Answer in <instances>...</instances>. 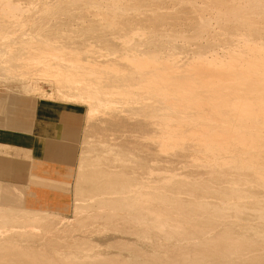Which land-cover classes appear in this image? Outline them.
Returning a JSON list of instances; mask_svg holds the SVG:
<instances>
[{
	"label": "bare ground",
	"instance_id": "1",
	"mask_svg": "<svg viewBox=\"0 0 264 264\" xmlns=\"http://www.w3.org/2000/svg\"><path fill=\"white\" fill-rule=\"evenodd\" d=\"M0 84L87 122L74 222L10 194L0 264H264V0H0Z\"/></svg>",
	"mask_w": 264,
	"mask_h": 264
},
{
	"label": "crops",
	"instance_id": "2",
	"mask_svg": "<svg viewBox=\"0 0 264 264\" xmlns=\"http://www.w3.org/2000/svg\"><path fill=\"white\" fill-rule=\"evenodd\" d=\"M21 94L0 89V209L12 193L21 194L24 204L29 197L45 204L41 209L60 210L69 198L72 202L71 192L28 184L27 178L71 181L68 177L76 171L79 151L70 141L84 126V106ZM6 184L25 188L10 192Z\"/></svg>",
	"mask_w": 264,
	"mask_h": 264
},
{
	"label": "rangeland",
	"instance_id": "3",
	"mask_svg": "<svg viewBox=\"0 0 264 264\" xmlns=\"http://www.w3.org/2000/svg\"><path fill=\"white\" fill-rule=\"evenodd\" d=\"M38 85L39 86H41L42 87V89L43 90H45L46 92H49V91H51V88H52V85H51V83L48 81H45V80H39V82H38ZM0 89H4L5 91L6 90H8V91H13V90H9L8 88H6V87H4V86H2L1 84H0ZM13 92H15V91H13ZM11 93V92H10ZM19 93V92H18ZM22 94L21 95H26L27 94V96L28 95H31V96H34V97H40V96H38V95H34V94H29V93H23V92H21ZM15 94V93H14ZM41 98V97H40ZM53 100V99H52ZM84 108V110H85V112H86V108H85V106L83 107ZM86 116V115H85ZM85 124H87V122L85 123L84 122V129H83V127H82V129L81 130H79L76 134H74V141H70V144H71V146H77L78 147V151H79V154L81 153V151H83L82 150V148H83V146H84V141H85V136H86V134H87V129H85L86 127V125ZM84 133H85V135H84ZM82 135H84V137L82 136ZM83 138V139H82ZM81 142H83V143H81ZM71 146L69 147V148H71ZM82 147V148H81ZM72 151V150H71ZM82 155V154H81ZM80 158V156L78 155V158H77V163H78V159ZM76 163V164H77ZM12 166H13V164H11ZM9 168H10V170H12L10 173H13V168H14V166L13 167H10V165H9ZM28 169H29V166L27 165L26 166V171H25V173H28ZM78 167H77V165H76V171L78 172ZM76 171H75V173H74V175L72 176V178H70V175H69V177H68V180H71L70 182H57V181H54V180H49V179H43V178H40V177H36V179L34 178V177H31V176H29V178H27V183L28 184H40L41 186H44V187H49V186H52V188L53 189H56V190H59V191H63V192H71V195H72V202H70V198H69V200H68V202H67V204H65L64 206H62V207H60V210H54V211H59V215H61L60 217L62 218V220H64V223H69L70 222V219L72 220L71 222H74V216H76V215H78V213H77V211L78 210H80L79 208H75L76 206H74L78 201H76L75 199L77 198V196L75 195V180H76V178L77 177H75V175L77 176V173H76ZM30 174V173H29ZM2 184H4V183H2ZM7 186H8V188H10V192H11V189H13L14 188V191L15 192H17V191H19V190H21L22 189V191H24V188L25 187H16V186H11V185H9V184H6ZM74 185V186H73ZM15 187L16 188H18V189H15ZM74 187V188H73ZM8 191H9V189H7ZM6 190V191H7ZM7 191V192H8ZM12 194V193H11ZM74 194V195H73ZM74 196V197H73ZM25 202H26V204H27V206L28 207H32V208H44L45 207V204H42V203H37V202H33L29 197H26V199H25ZM74 202V203H73ZM73 204V205H72ZM71 207H73V208H71ZM99 207V206H98ZM97 207V208H98ZM47 210H49V209H47ZM98 211H99V209H97ZM97 210H95V211H97ZM77 213V214H76ZM74 214V215H73ZM73 215V216H72ZM66 216V217H65ZM64 217V218H63ZM65 218L69 221H67V220H65ZM67 221V222H66ZM61 222H63V221H61ZM89 223H91L89 226H87V228H85L86 230H90L89 229V227L91 228L92 226V228H94V224H92L93 222H89ZM92 225V226H91ZM1 229H5L4 227L3 228H1ZM67 231V230H66ZM74 233H76V232H74ZM73 233V234H74ZM63 235H65V233L63 234ZM66 235H67V233H66Z\"/></svg>",
	"mask_w": 264,
	"mask_h": 264
}]
</instances>
